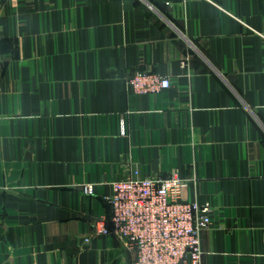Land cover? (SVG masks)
Masks as SVG:
<instances>
[{
    "label": "crops",
    "instance_id": "obj_1",
    "mask_svg": "<svg viewBox=\"0 0 264 264\" xmlns=\"http://www.w3.org/2000/svg\"><path fill=\"white\" fill-rule=\"evenodd\" d=\"M129 171L213 206L203 264H264V0H0V264H134L96 234Z\"/></svg>",
    "mask_w": 264,
    "mask_h": 264
},
{
    "label": "built area",
    "instance_id": "obj_2",
    "mask_svg": "<svg viewBox=\"0 0 264 264\" xmlns=\"http://www.w3.org/2000/svg\"><path fill=\"white\" fill-rule=\"evenodd\" d=\"M138 95L158 94L172 87L171 79L150 70L127 80ZM120 134L126 135L124 124ZM188 180L176 171L169 177L140 176L139 171L112 183L105 197L112 210L110 221L97 219V236H111L135 253L134 264H203L201 233L212 225L213 206L185 198ZM94 195L93 185L84 187ZM89 239H86L88 242Z\"/></svg>",
    "mask_w": 264,
    "mask_h": 264
},
{
    "label": "water",
    "instance_id": "obj_3",
    "mask_svg": "<svg viewBox=\"0 0 264 264\" xmlns=\"http://www.w3.org/2000/svg\"><path fill=\"white\" fill-rule=\"evenodd\" d=\"M235 78L234 77H230V80H234Z\"/></svg>",
    "mask_w": 264,
    "mask_h": 264
}]
</instances>
